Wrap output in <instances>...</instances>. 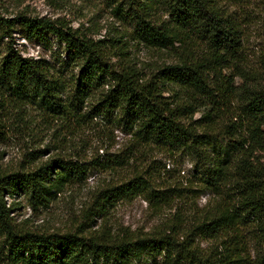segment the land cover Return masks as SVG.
<instances>
[{
  "label": "trees",
  "instance_id": "16d2710c",
  "mask_svg": "<svg viewBox=\"0 0 264 264\" xmlns=\"http://www.w3.org/2000/svg\"><path fill=\"white\" fill-rule=\"evenodd\" d=\"M127 3V9L115 10L134 21L135 39L172 53L175 61L157 64L150 74L130 59L117 67L106 38L80 37L42 17L0 14L3 97L80 126L101 117L131 135L126 149L105 154V161L93 159L90 167L64 156L28 170L0 166V258L9 264H128L161 255L167 264H264V73L244 65L240 23L217 0ZM158 12L167 19H155ZM17 23L27 36L55 34L65 58L54 65L24 56L4 40ZM69 90L72 95L64 100ZM153 147L187 154L194 177L213 195L203 208L178 210L150 233L115 227L109 214L121 200L142 195L161 208L181 196L157 185L155 170L141 169L98 188L85 210L86 222L73 230H32L11 216L7 195L23 194L36 210L49 207L92 167L116 172ZM200 240L209 241L208 248Z\"/></svg>",
  "mask_w": 264,
  "mask_h": 264
},
{
  "label": "rangeland",
  "instance_id": "374dc122",
  "mask_svg": "<svg viewBox=\"0 0 264 264\" xmlns=\"http://www.w3.org/2000/svg\"><path fill=\"white\" fill-rule=\"evenodd\" d=\"M127 1L0 0V14L5 18L20 14L32 18L42 17L71 28L80 37L106 38V44L111 46L113 52L111 61L117 67L124 64V60L130 59L144 74H150L157 64L175 61L177 57L172 53L158 52L135 39L134 21L115 10L117 5L127 9ZM217 1L232 11L241 25L245 67L264 73V0ZM167 17L162 12L155 14L157 20ZM28 33L17 23L12 30V37L4 40H11L24 56L47 59L54 65H59L60 59L65 58L64 44L55 34L43 31L27 36ZM74 71L78 72V69ZM236 81L239 82V79ZM1 93L0 166L5 169H33L51 157L62 156L83 159L90 167L93 159L105 161L109 154L116 155L126 149L131 139V135L122 127L101 117L80 126L74 121L55 118L37 105L13 102L11 97H3ZM71 95L72 90H69L62 96L66 100ZM92 101L95 103V98ZM229 114L225 119L230 118ZM201 115L202 111L197 112L194 118ZM192 165L190 158L183 152L170 153L163 148L153 147L116 172L92 167L83 181L58 194L49 207L33 209L23 194L7 195L5 200L7 206L13 208L11 216L18 225L32 230L66 232L86 222L85 210L98 188L132 177L141 169L147 172L155 170L157 185L175 189L176 194H181L180 197H175L173 202L161 208L142 195L124 199L109 214L110 223L115 227H127L140 234L150 233L163 228L167 221L172 220L176 211L188 213L203 208L213 198L211 192L194 177ZM101 220L100 216L96 217L93 223L95 227ZM200 245L208 248L209 241L200 240ZM0 264L9 262L0 258ZM128 264L167 263L161 255H148L143 261H131Z\"/></svg>",
  "mask_w": 264,
  "mask_h": 264
}]
</instances>
